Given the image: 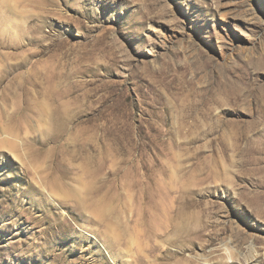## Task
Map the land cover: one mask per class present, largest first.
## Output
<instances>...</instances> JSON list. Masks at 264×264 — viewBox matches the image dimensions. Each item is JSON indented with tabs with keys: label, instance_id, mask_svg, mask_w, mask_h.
<instances>
[{
	"label": "rangeland",
	"instance_id": "1",
	"mask_svg": "<svg viewBox=\"0 0 264 264\" xmlns=\"http://www.w3.org/2000/svg\"><path fill=\"white\" fill-rule=\"evenodd\" d=\"M0 264H264V0H0Z\"/></svg>",
	"mask_w": 264,
	"mask_h": 264
}]
</instances>
